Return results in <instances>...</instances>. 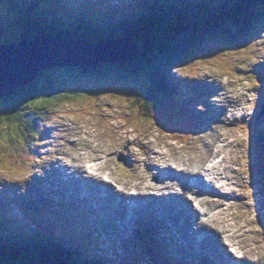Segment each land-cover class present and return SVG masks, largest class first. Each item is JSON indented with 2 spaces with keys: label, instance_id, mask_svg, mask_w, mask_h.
I'll return each instance as SVG.
<instances>
[{
  "label": "rangeland",
  "instance_id": "rangeland-1",
  "mask_svg": "<svg viewBox=\"0 0 264 264\" xmlns=\"http://www.w3.org/2000/svg\"><path fill=\"white\" fill-rule=\"evenodd\" d=\"M106 1V0H105ZM108 3H115L118 6L119 10H122V12L127 11L126 6H122L124 1L128 0H107ZM111 5V4H110ZM163 5L162 3H157L155 6ZM109 6V5H108ZM107 7V4H106ZM107 10L112 11V5L110 9ZM237 34V37L241 36L240 33ZM264 38V36H261ZM170 40H173V38H169ZM202 45L210 48L207 41H205ZM264 50V46L261 48ZM221 49L217 48L216 51L220 52ZM256 50V49H255ZM208 52H211L208 50ZM234 53H240L245 55L240 49L239 50H227L225 52H222L220 54H216V56L211 57V59L206 61L203 59L201 63H203V68L201 70H198L197 72L192 73L190 70V67L184 72L183 69L179 70V75L183 78H195L199 77V81L205 84H210L215 87L216 90L219 91V96L217 98L211 97L212 101L209 102L208 108H202L198 107L199 111L206 110L207 113L210 115L211 119H214L215 111L220 108V106H223V103H231V105L239 110L236 113V118L232 123V115L229 113H226L222 121H224V124L220 125H211L210 131L207 133L202 134L205 136L203 140L210 141V138L207 137V134H209L212 130H221V134L225 138H230L232 140H235L237 142L235 145L239 147V150H237L239 153H241V164L243 167L242 170H246L245 174L242 175V177L245 180L244 185H249V174H248V156H247V138H246V132L247 130L245 127L249 124H252V118L250 116H253V118H256L258 115L260 105L264 106V86L261 85V83L258 80V74L254 72V67H249L247 65L240 64V67H235V60L232 58V55ZM227 54V55H226ZM261 54L264 56V52H261ZM261 59L256 57L253 61L250 63L254 64V66L260 65ZM211 63V64H210ZM264 63V61H263ZM196 65V64H195ZM200 74V75H195ZM184 75V76H183ZM178 76V77H180ZM186 76V77H185ZM239 78H241V81L235 83V81H238ZM86 79V78H85ZM110 80H116L115 77H111ZM222 82L225 83L224 88H221L217 83ZM217 84V85H216ZM147 84L145 83L146 87ZM95 94L96 96H93V93H90L88 96H85V94H79L76 98L73 104H68L61 106L59 109L55 111V115L52 116V120L49 119V124L54 123L53 127L54 129H57L61 135L57 136L54 135V137H50L46 139L45 141H42L43 145V151L45 154L43 155V158L40 160L38 167L40 168L44 167L46 164L52 162V167L45 171L43 173V176L40 177V183H43L45 181L48 182V179H56L57 178V172L56 166L57 162L59 164L61 163H69L75 168H79L80 171H82V163L84 160H87V153L90 152V158H97L99 152L103 153H112L113 149H116V153L113 152L111 162L107 160L109 163L108 167L109 169L113 170L112 175L115 177L118 181L126 184H133L137 180L143 181V179L147 181H155L158 180L159 176L153 175L154 170V164L155 160L153 156H148L149 150H154L156 145H159L162 147V151L169 157V158H194L195 160H201L203 157H206L209 155V152L206 150L200 151L198 147L197 139L193 140L192 143L194 144V147L196 151L194 153L188 152L187 154L182 153L183 149H179L180 147L184 146L182 144H178L175 140H172L173 138L171 135H168L167 132L161 128L154 127L152 123H144L139 124L135 126H129L126 127L125 123H127L129 116H131L134 112V108L138 107L139 102L137 101V95L143 90L142 85L138 83L134 84H119L116 82H110V83H104V85H97ZM213 89V88H212ZM126 94V95H125ZM8 99V98H4ZM2 100V99H1ZM82 100V101H81ZM85 102H90L88 105L89 110L81 109L77 106L83 107L85 105ZM1 104H3V100L1 101ZM232 107V108H233ZM78 109V110H77ZM264 107H261V115L260 118L256 120L254 124V127L257 128V131L259 134L264 136V114H263ZM77 110V111H73ZM229 112L232 113L231 108H228ZM212 115V116H211ZM112 119V120H109ZM207 120H209L207 117L203 121L206 126L203 128H207ZM141 122V120H138ZM168 119H164V122H167ZM246 121V122H244ZM125 126V129H123ZM165 129L167 127L164 125ZM220 127V128H218ZM0 128L3 131H7L4 129V125H0ZM122 129L123 131H121ZM146 130L150 131V134H148L147 139L148 144L145 145L146 147L143 148L138 145H142L141 141L137 138L139 133V130L146 132ZM75 132V136L71 135L70 131ZM213 132V131H212ZM216 133V131H215ZM118 139V141L113 143V147H111V143L113 142V138ZM99 136V137H96ZM131 139H134L133 146L131 147L134 155L140 162L134 167L131 163L128 164V158L126 155H131V153L128 151V145H125L124 142L130 141ZM144 142V141H143ZM163 143L168 146V144L177 145L178 149L173 148L172 150H169V147L163 148ZM98 145V147H95ZM182 145V146H181ZM144 146V145H142ZM111 147V150H110ZM185 147V146H184ZM109 149V150H108ZM22 149L20 144L17 142V140L14 137V134H6L3 132L0 135V193L2 189L6 188L10 185V182H13V185L17 183H24L28 180H30L35 174V169L33 172L28 176L27 178H24L23 174H20L19 172L15 171V167L12 166L10 163V160L12 157L18 156L21 153ZM112 151V152H111ZM15 152V154L13 153ZM6 153V154H5ZM66 160H60V157L66 154ZM202 155V157H199ZM4 156V157H3ZM105 157V154L103 155V158ZM14 161V160H13ZM97 165L99 163L104 162V160L96 161ZM240 162V161H239ZM84 165H87V162H84ZM131 167V168H129ZM133 168H135L133 172ZM137 168H142L143 170V177L138 178L137 177ZM54 170V171H53ZM252 181H255V187L254 189L259 191V180L260 179H251ZM45 185V184H44ZM48 188H51V185L48 183L46 184ZM40 188V187H39ZM38 190L34 189L32 187H27L24 189L23 192H25V195L23 192L17 193L15 196H17V200L14 201V212L19 215L21 221L27 225L29 228H35V225H32L31 221L28 217L27 220L25 219V213H23L26 209V200H31L35 198V201L29 202L30 208H32V216L35 219H38L36 225L40 226L42 223L46 225L45 218L41 213L39 214V207L41 200L40 192ZM237 189H242L241 194L246 195L248 197V194L251 195L250 188L243 187H237ZM244 189V190H243ZM11 187L8 189V194L10 195ZM39 192V193H38ZM248 193V194H247ZM255 202H257L256 205V214L258 212H263L264 209V199L262 202H259L258 195H254ZM17 201H19L17 203ZM167 201V200H165ZM252 201V197L250 196V203ZM229 202V200H228ZM250 203L247 204V206H250ZM87 205L85 208H92V206ZM163 206L160 207V209ZM147 212V211H146ZM146 212H139L136 216H133L132 222L133 225L129 224L126 228L121 230L118 227V222H114L111 220H103L101 219L103 217L102 214H94L96 216H99L100 224L103 227V235L106 238H109L108 241H106V245L108 248H111L110 250L104 252L106 254H103L107 257H109L111 254L114 256H120V253L124 255L126 261L129 260V254L126 252L130 250L132 247H135L137 242L143 241L144 239L150 238L151 233L154 231H147L144 229H139L136 225L137 224H147L151 220L158 219V215L152 214L147 215ZM168 212V211H167ZM171 213V212H169ZM93 215V214H92ZM24 218V219H23ZM23 219V220H22ZM175 220V219H174ZM255 225L258 229H260L255 221V217L253 218ZM87 221V218L84 217L83 219H77V222H82V224L85 226V222ZM259 224L261 225V228L264 230V217L261 218V220H258ZM117 223V225H116ZM135 226V230L132 232V228ZM145 227V226H144ZM39 228V227H38ZM41 228V227H40ZM161 229L165 228L166 231L164 234L166 235H173L176 239L173 238L176 242V249H181L184 254L188 253V250L186 248H189L190 246L195 250V253H197V257L201 258L200 255V247L197 248L196 245L188 244L187 242L183 241L182 236H185V231L189 230L191 231V227L187 224V221L184 220H177L175 226L169 225V222L167 223H161L160 225H157L155 229ZM174 229H177L179 232L176 234ZM43 231L49 230L46 228H41ZM144 232H143V231ZM139 231H142L144 234L139 235ZM261 231V229H260ZM148 237H147V236ZM190 235V234H189ZM91 237H95L99 240V242L103 241L102 233L99 231H92L90 232ZM263 244V243H262ZM264 246V245H263ZM260 247H258V254L263 255V252L259 251ZM97 251V250H95ZM165 250H163L164 252ZM178 253V252H177ZM199 254V255H198ZM141 256L142 260H139L138 264H150L148 263L147 256L143 253L139 254ZM158 262L163 257L162 252L158 254ZM94 255H92V258ZM178 259H183L182 256L179 253ZM202 259V258H201ZM117 261L120 262V259H112L111 261ZM108 261L109 263L111 262ZM191 260L187 259V263H190ZM186 263V264H187Z\"/></svg>",
  "mask_w": 264,
  "mask_h": 264
},
{
  "label": "bare ground",
  "instance_id": "bare-ground-1",
  "mask_svg": "<svg viewBox=\"0 0 264 264\" xmlns=\"http://www.w3.org/2000/svg\"><path fill=\"white\" fill-rule=\"evenodd\" d=\"M60 1L64 11L59 14V16H63L67 13L65 12L66 9H71V2L68 0ZM221 2H223V0H221ZM88 5H90L89 0ZM92 6L95 7L94 5ZM100 11L105 13L103 8ZM107 12H109V10ZM64 17L66 18V16ZM100 25L102 24L100 23ZM1 45L3 47V45L6 46L7 44ZM239 81H241V78H239L238 81L234 80L235 83ZM212 88L215 90L214 86H212ZM218 92L217 90V94ZM179 103L181 102L179 101ZM230 107L232 108L233 106ZM261 107L264 106L261 105ZM232 109H234V107ZM176 111L177 113L181 112L182 114H186L185 116H180L186 123L192 124V122H194L197 124L198 120L192 114L189 116L188 112L185 113L180 111L179 108ZM238 111L239 110H235V113ZM225 113L226 109L224 110V115ZM250 117L252 121H256V118H253V116ZM208 119L210 121L212 120L210 115ZM200 123V127L206 126L203 121H200ZM123 127V129H125V126ZM251 127L252 126H250V128ZM120 130L123 131L122 129ZM141 134H147V132L141 131ZM216 134L217 137L213 139L212 142L208 143L210 151L209 148H207L206 151H209V155L203 157L201 160L186 157L169 158L159 145H156L154 150L150 149L148 156L154 157L155 164L153 167V175L159 176L158 181L137 180L133 184H126L118 181L112 175L113 170L107 168L111 162L113 152L116 153V149H113V152L111 151L112 153L99 152L97 158L93 159L90 158V152H88L86 157L89 159L83 161L82 171L69 163H58L61 173L60 181L63 186L70 189L73 195L78 191H83L81 192L83 198L81 207L89 215L102 214L113 218L108 206L112 197H114L117 199V209L123 213L126 211L124 202L130 199L134 202V211H143L145 208L152 209V206H158L160 204L163 207L161 209H153V212L162 218L167 219L172 216V213L176 212L177 215L174 216V218H176L175 221L194 219V229L198 232L196 235L202 232L206 236L201 242L197 243L202 253L205 254L202 259L206 260V264H217L214 260V254L218 252H220L230 264H238L239 262H241V264H264V235L256 234V229L253 225L255 223L253 218L257 210L254 202V194L251 193V221L245 216L244 211L236 212L235 210V203L241 205H247L248 203V197L241 194L242 189H237V187H250V185H244L245 180L242 175L245 174L246 170L244 171L240 168V166L243 167L241 164V153L232 148L235 147V140L231 141L225 139L218 130ZM173 137L183 138L177 135H173ZM146 138L147 136L143 139L145 140ZM201 138L202 135L199 139ZM252 139H254L253 136ZM140 141L145 148L146 144L142 140ZM133 143L134 140H125L124 142L125 145H128V151L131 153L130 156L126 155L129 158L127 163H131L135 167L140 160L136 158L131 148ZM163 146V148L169 147V150L173 148L178 149L177 145H172L171 143L168 144V146L163 143ZM214 146L216 148L212 149ZM95 147H98V145ZM183 148L185 147L182 146L179 149ZM104 154L105 157L103 158ZM199 157H202V155ZM101 160H104V162L99 163V165L95 164L96 161ZM209 160L211 164L207 165ZM84 162H87V165H84ZM86 170H88L89 173ZM143 175L142 168L139 170L137 168V177L142 178ZM190 179L196 181V183L201 186V191L196 188L192 190L185 189L186 182ZM209 181L219 184L217 187H214L215 190L209 188L211 186L210 183L208 184ZM221 188L228 191V199L236 195L239 201L230 202L227 204V207L220 208V202L212 199V192ZM101 192L106 194L102 198L99 197ZM258 193V200L262 202L263 193L261 191H258ZM166 196L167 201H165L164 198ZM193 203L195 204L194 206ZM87 205L92 206V208H85ZM9 208L11 209V206H9ZM257 217L261 220V218H263V213L258 212ZM114 220L118 222L119 228L123 230V219L114 217ZM196 235L193 234L192 237H187L190 239V243L193 242L195 244L198 241ZM151 239L154 244L157 245L158 241L156 239L158 238L153 232L151 233ZM224 240H226L227 243H225ZM229 247L231 248L230 251L228 250ZM258 247H260L259 251L263 252V255L257 253ZM160 248L165 249L164 243L160 245ZM153 249L157 254H160V250ZM173 252L175 251L173 250ZM139 254H141V251L137 252V256L139 260L143 261ZM162 254V258L165 260L167 255L163 251Z\"/></svg>",
  "mask_w": 264,
  "mask_h": 264
},
{
  "label": "trees",
  "instance_id": "trees-1",
  "mask_svg": "<svg viewBox=\"0 0 264 264\" xmlns=\"http://www.w3.org/2000/svg\"><path fill=\"white\" fill-rule=\"evenodd\" d=\"M254 2L258 3V0ZM206 3H208V0H206ZM18 5L19 9L15 10L16 15L10 17L9 22H5V27L3 26L4 23H0V36L3 35L4 28L9 31L7 35L18 39L24 35L34 36L39 34L41 30L50 29L54 31L56 24L59 22L63 23L66 19L69 22L66 27L68 29L66 33L69 32L71 35H82L97 39V36L103 32L98 26H91L90 28V24H98L99 22L111 24V20L104 14L98 13V9L93 7L91 3L88 6L78 7L77 9L68 8L65 10L67 13L63 16H59L64 11L60 0H19ZM194 8L187 5L178 7L173 0H167L163 5L152 6L151 11L153 14L150 17L140 16L134 21H125L120 36L130 34L132 38H136L141 50L138 56L142 62L139 64L143 66H133L134 62L130 63L127 68H122L121 65L103 64L93 71V76L90 78L94 79L93 84L107 83L106 80H110V78H107L109 76L116 78V80H110V82L120 84H127L138 76H142L148 81L147 98L142 99L144 102L140 108L141 111L131 116L128 121L129 124L133 125L139 122L138 120L144 121V119H153L159 122L161 116L158 114V109L161 108V98L169 100V105L166 107L167 113L171 112L174 107H178V99L182 95L180 93L174 95V85L177 84L172 81L168 68L170 66L177 67L190 59L193 48H198L199 42L207 39L222 40L245 49L248 47L247 45L250 41L242 36L237 37V34L233 35L232 33L223 32L219 27L205 21V15L208 11L207 7ZM244 14L248 16V11H245ZM241 16L240 14L232 13L228 17H232L231 23L238 27ZM101 26L104 25L102 24ZM14 29L17 30V33L11 34L10 31ZM249 30H252V28ZM225 34H229V36ZM172 37L174 39L170 40L169 38ZM192 39L196 41L192 42ZM191 71H197V67L191 68ZM77 72L80 73L82 71L78 70ZM78 80L80 81L81 79ZM52 82L51 78L45 77L43 81L40 80L36 86L34 85L29 90L22 89L18 94L10 98L2 99L4 105L1 104L2 100H0V117L15 118L12 122H19L20 114L26 111L29 105H34L37 101H47L48 103L46 104L32 107V117L35 121V117L41 115L43 111L45 112L47 105L55 101L54 98L56 99L57 94L51 92L53 89ZM53 91H56L55 87ZM57 92L60 93L61 90L57 89ZM75 94L74 90L65 91L59 100L69 103ZM33 120L31 119L23 128L17 127L18 130H15V132L11 131L9 133L7 131L5 133L16 134L19 139H29L34 136L39 138L40 135H37L40 130L35 129ZM39 120H41V117ZM7 125L8 128L14 129V123ZM15 165L20 167L18 162ZM3 232L4 230L1 229L0 233ZM20 235L25 238L24 234ZM5 236L10 237V235ZM49 236L54 241L55 246H40L41 248L33 246L30 248L17 245L15 249H11L10 253L4 248L2 250L0 248V254L2 252L0 264H5V261H8V264H13L15 261L21 264H91L87 263L85 259L80 260L74 255L69 256L66 249L56 246L58 240L55 239L54 235ZM13 256L15 258H11Z\"/></svg>",
  "mask_w": 264,
  "mask_h": 264
},
{
  "label": "water",
  "instance_id": "water-1",
  "mask_svg": "<svg viewBox=\"0 0 264 264\" xmlns=\"http://www.w3.org/2000/svg\"><path fill=\"white\" fill-rule=\"evenodd\" d=\"M69 41H46L33 46L29 44L31 41L24 40L17 46H1L0 99L16 93L19 87L31 84L43 70H91L103 64L129 63L137 57V44L132 39L127 44L105 43L101 46Z\"/></svg>",
  "mask_w": 264,
  "mask_h": 264
},
{
  "label": "snow or ice",
  "instance_id": "snow-or-ice-1",
  "mask_svg": "<svg viewBox=\"0 0 264 264\" xmlns=\"http://www.w3.org/2000/svg\"><path fill=\"white\" fill-rule=\"evenodd\" d=\"M48 103L47 101H37L36 104L34 105H30V107H35L36 105H39V104H46ZM15 118H5V117H0V125H5V124H11L12 121L14 120ZM250 191L254 194V195H257L259 194L257 192L256 189H250Z\"/></svg>",
  "mask_w": 264,
  "mask_h": 264
}]
</instances>
